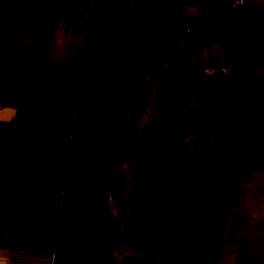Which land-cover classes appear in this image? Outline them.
<instances>
[{"label": "crops", "instance_id": "1", "mask_svg": "<svg viewBox=\"0 0 264 264\" xmlns=\"http://www.w3.org/2000/svg\"><path fill=\"white\" fill-rule=\"evenodd\" d=\"M244 1L0 0V264H264V168L221 230L226 90L146 45Z\"/></svg>", "mask_w": 264, "mask_h": 264}, {"label": "rangeland", "instance_id": "2", "mask_svg": "<svg viewBox=\"0 0 264 264\" xmlns=\"http://www.w3.org/2000/svg\"><path fill=\"white\" fill-rule=\"evenodd\" d=\"M226 7L227 13L219 15V19L227 18L232 22L231 26L210 29L211 24L194 20L189 24L179 21L174 27V24L167 26L162 21L154 30L148 27L146 45L150 59L165 58L166 66L162 69L210 76L212 85L227 92L231 90L229 95L226 94L227 99L224 97L225 135L231 137L233 144L224 168V191L228 192L234 187L240 169L264 168V0H255L252 4L244 1L236 6L230 3ZM205 27L208 29H203ZM213 41L218 46L212 45ZM219 47L228 58L206 54ZM244 64L252 76L250 85L247 77L230 83L222 77L226 68ZM177 254L182 259L181 264L207 261L205 254L192 250H179Z\"/></svg>", "mask_w": 264, "mask_h": 264}, {"label": "trees", "instance_id": "3", "mask_svg": "<svg viewBox=\"0 0 264 264\" xmlns=\"http://www.w3.org/2000/svg\"><path fill=\"white\" fill-rule=\"evenodd\" d=\"M249 71V70H248ZM250 72V71H249ZM239 78L237 77V78H235V77H227L226 78V80L230 83V82H232V81H237ZM240 80V79H239ZM228 83V84H229ZM248 85H250V84H248ZM227 92V91H226ZM228 93H231V90H230V92H227V94ZM229 95V94H228ZM231 95V94H230ZM236 184H237V181L235 182V185H234V187L232 188V190L231 191H228V192H225L224 190H225V188H224V186H225V182H223V184H222V188H221V201H222V208H224L223 209V211H222V214H221V230L223 229V225H224V221H225V218H226V215H227V213H228V210H229V207H230V204H231V202H232V197H233V193H234V189L236 188ZM227 193H229V197L227 198V199H225V197H226V195H227ZM187 250V249H186ZM192 251H194V252H199V253H201V254H205L206 255V260L207 261H205L204 262V264H215V261H216V257H217V254H216V252L215 251H213V250H208V251H205V250H192ZM210 262V263H209Z\"/></svg>", "mask_w": 264, "mask_h": 264}, {"label": "water", "instance_id": "4", "mask_svg": "<svg viewBox=\"0 0 264 264\" xmlns=\"http://www.w3.org/2000/svg\"><path fill=\"white\" fill-rule=\"evenodd\" d=\"M246 70V66L245 65H239V66H235L231 69L226 70V74L230 75V76H234V75H243L245 73ZM251 80V77L249 76V81ZM213 92H216V87L214 85L211 86V89Z\"/></svg>", "mask_w": 264, "mask_h": 264}, {"label": "flooded vegetation", "instance_id": "5", "mask_svg": "<svg viewBox=\"0 0 264 264\" xmlns=\"http://www.w3.org/2000/svg\"><path fill=\"white\" fill-rule=\"evenodd\" d=\"M249 74H250L249 71L245 70V73L243 75H240V76H244V77L248 78Z\"/></svg>", "mask_w": 264, "mask_h": 264}]
</instances>
